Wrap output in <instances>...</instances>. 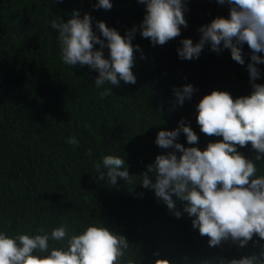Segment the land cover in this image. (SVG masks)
<instances>
[{
  "label": "trees",
  "instance_id": "16d2710c",
  "mask_svg": "<svg viewBox=\"0 0 264 264\" xmlns=\"http://www.w3.org/2000/svg\"><path fill=\"white\" fill-rule=\"evenodd\" d=\"M98 0H0V232L48 233L61 226L62 241L49 240V248L66 247L67 240L88 226H105L125 237L129 248L120 264H228L233 259L255 256L264 264V240L253 236L246 247L229 239L217 247L193 229L184 213L177 219L153 190L141 186V175L157 155L159 131H172L181 120L199 141L188 145L181 133L177 142L206 150L209 137L200 131L196 106L212 91H226L234 99L252 92L247 65L251 50L242 46L244 65L206 45L198 59L180 60L176 49L182 39L199 42L198 29L217 17L228 18L229 8L216 0H186L181 36L163 46H152L139 31L133 45L132 69L136 84L105 83L97 88L98 72L87 65L63 63L59 33L50 21L67 22L74 10L105 22L121 36L139 26L146 15L137 0H110V10L94 9ZM99 35V32L96 31ZM99 50V45L95 46ZM108 58V49L104 50ZM143 55L144 59H141ZM264 57V53H258ZM264 85V64L256 65ZM191 84L196 91L182 106L176 104L174 88ZM111 89V95H102ZM75 137L78 145L67 143ZM237 150L256 163L257 176L264 175V159L255 161L251 145ZM91 152V155H89ZM177 156L180 153H176ZM106 155L121 157L132 183L117 178L111 185L98 180L96 163ZM175 200L176 198L173 197ZM177 210L184 202L176 200ZM159 253V255H155Z\"/></svg>",
  "mask_w": 264,
  "mask_h": 264
},
{
  "label": "clouds",
  "instance_id": "9594fccd",
  "mask_svg": "<svg viewBox=\"0 0 264 264\" xmlns=\"http://www.w3.org/2000/svg\"><path fill=\"white\" fill-rule=\"evenodd\" d=\"M63 2V0H57ZM145 5L146 15L139 26H133L121 36L116 29L105 22L74 10L67 22L50 21L52 29L59 33L58 40L63 63L75 66L87 65L98 72L94 83L97 88L110 83L111 86L135 85L133 74L134 52L141 51L133 45L135 34L149 39L152 46H163L181 36V26L188 27L185 12L186 0H137ZM229 8L228 18L217 17L198 29L199 42L182 39V47L176 49L180 60L198 59L206 45L220 54L230 50L231 58L244 65L242 46L251 50L247 65L252 92L249 96L233 98L226 91L214 90L205 95L196 110L200 131L209 137H222L221 141L210 142L206 150L185 147L177 140L181 133L188 145H195L199 137L185 121L172 131H159L156 145L172 151L157 155L153 164L141 175V186L154 191L155 196L166 204L177 218L184 213L193 217L192 227L201 236L209 238V246L217 247L229 239L246 247L253 236L264 240V175L257 176L256 163L245 158L237 146L251 145L257 155L255 161L264 159V85L254 81L260 78L256 65L264 64V0H216ZM110 0H98L94 9L110 10ZM99 45V50L95 47ZM108 49L105 58L104 49ZM141 59H144L141 55ZM196 89L191 84L174 88L176 104L182 106L191 100ZM105 89L102 95H111ZM67 143L78 145V140L69 137ZM176 153H180L177 156ZM91 155V152H89ZM101 163L95 164L98 180L111 185L117 178L132 183L125 160L106 155ZM173 197L176 199L174 200ZM176 200L184 202L183 211L177 210ZM16 234L10 237L0 232V264H120L129 248L127 239L110 231L105 226H88L82 233L67 240L66 247L49 248V240L62 241L67 230L61 226L53 229L49 236ZM155 255H159L156 253ZM127 264H133L129 259ZM154 264H170L166 259H156ZM228 264H262L255 256L233 259Z\"/></svg>",
  "mask_w": 264,
  "mask_h": 264
}]
</instances>
